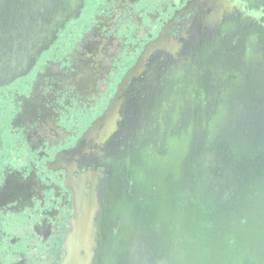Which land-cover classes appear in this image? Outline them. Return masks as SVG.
<instances>
[{
	"label": "water",
	"instance_id": "95a60500",
	"mask_svg": "<svg viewBox=\"0 0 264 264\" xmlns=\"http://www.w3.org/2000/svg\"><path fill=\"white\" fill-rule=\"evenodd\" d=\"M79 7L0 0V87ZM190 7L72 151L104 171L77 199L61 264H264V0Z\"/></svg>",
	"mask_w": 264,
	"mask_h": 264
},
{
	"label": "flooded vegetation",
	"instance_id": "af4514ba",
	"mask_svg": "<svg viewBox=\"0 0 264 264\" xmlns=\"http://www.w3.org/2000/svg\"><path fill=\"white\" fill-rule=\"evenodd\" d=\"M77 1L30 70L0 87V264H61L77 199L104 171L72 151L146 46L194 17L193 0Z\"/></svg>",
	"mask_w": 264,
	"mask_h": 264
}]
</instances>
